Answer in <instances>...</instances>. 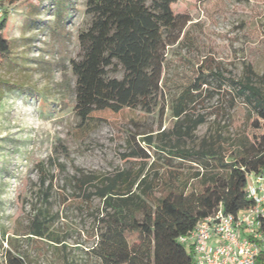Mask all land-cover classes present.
<instances>
[{"label": "rangeland", "instance_id": "obj_1", "mask_svg": "<svg viewBox=\"0 0 264 264\" xmlns=\"http://www.w3.org/2000/svg\"><path fill=\"white\" fill-rule=\"evenodd\" d=\"M86 2L22 0L3 5L8 13L3 35L11 54L0 58V264L10 247L7 239H13L29 264H95L89 251L105 213L95 195L97 187L136 180L137 191L159 196L158 189L175 182L177 172L165 168L154 149L149 148L152 156L146 161L128 157L130 134H156L160 127L169 132L174 117L187 112L195 124V139L183 146L198 151L205 137L220 153L236 135L249 134L256 117L237 96L236 84L247 80L248 64L257 75L264 74V0H178L174 14L191 19L192 41L169 49L165 75L171 82L190 80L193 69L203 67L235 85L228 83L219 93L211 80L199 96H180L164 115L161 104L152 113L98 111L91 128H80L71 61L79 57L78 36L90 23ZM170 91L165 101L175 92L173 85ZM152 141L157 147L170 140ZM39 164L48 171L44 180ZM191 171H183L181 180ZM226 175L212 164L189 188L201 192ZM40 211L52 218V237L60 242L28 240Z\"/></svg>", "mask_w": 264, "mask_h": 264}, {"label": "trees", "instance_id": "obj_2", "mask_svg": "<svg viewBox=\"0 0 264 264\" xmlns=\"http://www.w3.org/2000/svg\"><path fill=\"white\" fill-rule=\"evenodd\" d=\"M20 1L0 0L3 9L0 58L11 54V44L3 35L8 23L3 5ZM177 1L87 0L90 23L78 36L79 57L71 61L76 77L74 112L80 128L85 131L91 128L98 111L152 113L161 104L164 115L180 96L188 93L199 96L203 86L212 85L211 80L216 82L219 93L226 84L235 85L222 74L203 67L193 69L190 80L171 82L165 75L169 49L192 41L188 30L191 19L174 14L173 5ZM120 72L122 77L118 78L116 74ZM245 72L247 80L236 84L240 86L237 96L244 98V104L256 117L250 123L251 132L230 139V148L220 147L219 153L205 137L198 151L184 147L185 140L195 139V124L187 112L174 117L169 132L161 131L160 127L156 134L150 131L129 135L128 157L146 161L152 156L149 148L154 149L161 154L158 160L165 168L177 172L175 182L158 189L159 196L137 191L136 180L127 185L113 180L97 187L95 195L102 199L105 213L98 220L100 227L94 234L97 242L89 251V258L95 264H197L192 251L179 238L219 208L224 213L237 214L251 206L245 194L248 175L264 173V74L257 75L249 64ZM172 85L175 92L165 101V93L171 92ZM154 138L170 141L153 147ZM226 156L230 157L229 161ZM212 164L227 175L216 177L201 192L190 189V181L198 179L201 170ZM38 166L44 180L48 171L42 164ZM193 169L196 171L192 172ZM183 171L192 173L181 180ZM53 228L52 218L46 211H40L32 221L28 240L60 242L59 237H52ZM7 242L10 247L4 251L2 264H29L13 239Z\"/></svg>", "mask_w": 264, "mask_h": 264}, {"label": "built area", "instance_id": "obj_3", "mask_svg": "<svg viewBox=\"0 0 264 264\" xmlns=\"http://www.w3.org/2000/svg\"><path fill=\"white\" fill-rule=\"evenodd\" d=\"M245 194L249 208L237 214L219 208L179 238L197 264H264V173L248 175Z\"/></svg>", "mask_w": 264, "mask_h": 264}]
</instances>
